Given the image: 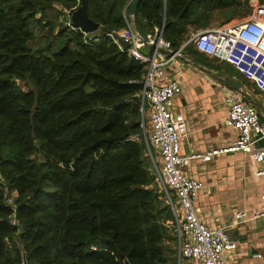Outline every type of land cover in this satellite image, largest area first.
Here are the masks:
<instances>
[{
    "label": "trees",
    "instance_id": "obj_1",
    "mask_svg": "<svg viewBox=\"0 0 264 264\" xmlns=\"http://www.w3.org/2000/svg\"><path fill=\"white\" fill-rule=\"evenodd\" d=\"M136 1L87 0L88 15L100 35L118 32ZM250 1L141 0L135 24L143 35L164 25L178 51L190 28L210 29L217 14L231 23ZM80 4L0 0V175L19 221L0 183V264H23V250L29 264H177L142 139L145 67L68 26Z\"/></svg>",
    "mask_w": 264,
    "mask_h": 264
},
{
    "label": "built area",
    "instance_id": "obj_2",
    "mask_svg": "<svg viewBox=\"0 0 264 264\" xmlns=\"http://www.w3.org/2000/svg\"><path fill=\"white\" fill-rule=\"evenodd\" d=\"M252 7V15L246 20L197 32L178 51L164 38V25L143 35L136 27L135 17L131 16L126 28L106 34L121 48L120 42H126L128 48L122 50L145 67L140 82L142 139L151 160L154 183L174 216L177 264H225L223 255L237 249V243L229 237L226 229L209 228L199 219L195 202L202 183L190 176L187 168L194 160L208 163L224 154L242 153L252 157L258 165L256 175L264 176V147H257V143L264 140V124L256 106L247 103L241 93L231 92L226 98L228 114L224 125L238 132L235 141L206 153L183 154L185 127L174 112V101L181 95L182 86L177 80L165 81L167 70L175 58L181 57L187 44L192 43L197 52L232 65L264 96V3L255 0ZM68 26L74 29L70 18ZM74 30L85 36L86 43H100L104 39L100 32L87 34L80 29ZM0 183L4 187L5 204L12 211L10 222L18 226L16 194L1 175ZM261 200L264 203V192ZM261 216L264 211L256 218ZM235 218L239 224L251 220L246 211L237 212Z\"/></svg>",
    "mask_w": 264,
    "mask_h": 264
},
{
    "label": "crops",
    "instance_id": "obj_3",
    "mask_svg": "<svg viewBox=\"0 0 264 264\" xmlns=\"http://www.w3.org/2000/svg\"><path fill=\"white\" fill-rule=\"evenodd\" d=\"M225 79L239 84V90ZM181 83L182 93L174 101V112L184 123L183 154L206 153L232 144L238 136L226 127V98L241 93L257 107L264 124V96L232 65L186 48L167 70L166 80ZM264 147V140L257 143ZM252 157L229 153L211 162L194 160L187 173L202 183L195 202L199 219L209 228H224L237 243L235 251L223 255L225 264H264V211L261 195L264 176H257ZM246 211L251 220L237 223V212Z\"/></svg>",
    "mask_w": 264,
    "mask_h": 264
},
{
    "label": "water",
    "instance_id": "obj_4",
    "mask_svg": "<svg viewBox=\"0 0 264 264\" xmlns=\"http://www.w3.org/2000/svg\"><path fill=\"white\" fill-rule=\"evenodd\" d=\"M141 0H137L133 5L130 16L135 17V11L137 5ZM80 6L71 14L70 16V24L74 29H80L87 34H95L100 32L101 26L99 23L91 20L88 15L87 10V0H80ZM103 38L106 37L105 34L101 35ZM122 48L126 50L128 48V44L124 41L120 42ZM225 82L231 87L239 90L241 86L230 79H225ZM23 264H29L26 256V252L23 250Z\"/></svg>",
    "mask_w": 264,
    "mask_h": 264
},
{
    "label": "rangeland",
    "instance_id": "obj_5",
    "mask_svg": "<svg viewBox=\"0 0 264 264\" xmlns=\"http://www.w3.org/2000/svg\"><path fill=\"white\" fill-rule=\"evenodd\" d=\"M255 0H251L250 1V7H252V4H253V2H254ZM257 1V3H264L263 2V0H256ZM253 8V7H252ZM252 8H251V10H250V12L248 13H246V15H244V16H240V17H236L233 21H231L232 23H240V22H242V21H244V20H246L247 18H249L251 15H252ZM245 12V11H244ZM224 24H226V23H224V21H223V18L219 15V14H217L216 15V17L214 18V20L211 22V25L208 27V28H211V27H217V26H222V25H224ZM203 29H196V28H190V36L191 35H193V34H195V33H197V32H200V31H202ZM45 33L47 32V30H45L44 31ZM186 49L188 50V51H195V49H194V46H193V44L192 43H188L187 44V46H186ZM226 63V62H225ZM228 64V63H227ZM230 65V64H229ZM243 75V74H242ZM243 77H244V75H243ZM245 78V77H244ZM246 79V78H245ZM246 80H248V79H246ZM249 81V80H248ZM250 82V81H249ZM250 83H252V82H250ZM253 84V83H252ZM148 125V124H147ZM148 128V130L150 129V127L149 126H147ZM173 221H174V217H173ZM177 247H178V243H177Z\"/></svg>",
    "mask_w": 264,
    "mask_h": 264
}]
</instances>
